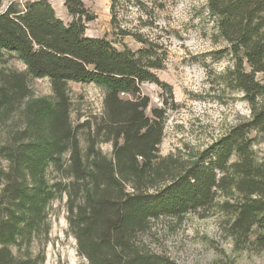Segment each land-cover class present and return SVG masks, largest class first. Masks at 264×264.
Here are the masks:
<instances>
[{
    "label": "trees",
    "instance_id": "1",
    "mask_svg": "<svg viewBox=\"0 0 264 264\" xmlns=\"http://www.w3.org/2000/svg\"><path fill=\"white\" fill-rule=\"evenodd\" d=\"M206 1L226 44L219 54L232 61L222 84L241 94L250 115L186 161L160 155L166 111L152 108L148 115L149 99L140 92L143 83L162 85L153 44L133 52L87 37L95 16L82 0H64L67 24L46 0L22 9L0 0V125L17 112L22 119L0 143V264L43 263L28 250L47 231L51 203L63 196L68 231L85 264H174L139 236L158 219L206 212L220 195L230 198L220 209L231 217L227 232L235 247L254 233V246L264 248V156L258 160L254 152L264 139V0ZM13 58L25 73L6 66ZM28 76L47 78L53 98L29 100ZM68 82L104 90L100 117L72 125ZM101 143L111 144L110 157L98 149ZM50 167L59 175L53 183ZM12 246L27 253L16 256Z\"/></svg>",
    "mask_w": 264,
    "mask_h": 264
},
{
    "label": "rangeland",
    "instance_id": "2",
    "mask_svg": "<svg viewBox=\"0 0 264 264\" xmlns=\"http://www.w3.org/2000/svg\"><path fill=\"white\" fill-rule=\"evenodd\" d=\"M33 0H3L2 7L15 3L19 9ZM56 16L65 24L71 21L64 0H46ZM95 19L86 24L85 35L106 38L117 49L133 52L151 43L162 60V69L155 72L162 85L143 83L142 95L148 97L152 108L166 111L163 139L159 146L161 156L173 155L194 161L198 155L223 137L240 121L249 118V108L241 94L226 90L222 75L232 66L231 58L219 51L226 47L219 37L217 20L207 10L206 0H82ZM113 5V10H112ZM112 14L115 24L111 23ZM144 41V42H142ZM6 66L26 72L25 65L13 58ZM29 100L53 98L47 78L27 77ZM72 125L102 114L104 90L93 83L68 82ZM124 97H129L128 95ZM22 124L17 112L7 123L0 125V143ZM79 142L85 150V133H79ZM98 149L111 156L110 143H101ZM256 158L264 156V139L254 145ZM2 166L5 162L2 161ZM47 180L53 183L59 175L50 167ZM230 201L219 196L214 205L200 214L188 213L180 219L161 218L150 224L149 230L139 236L145 247L174 264H264V248L249 243L240 248L227 232L231 217L220 205ZM65 197L51 203L46 228L31 242L29 255L42 259V264H85L78 254L76 241L68 231ZM16 256L25 255L24 246L11 247Z\"/></svg>",
    "mask_w": 264,
    "mask_h": 264
}]
</instances>
